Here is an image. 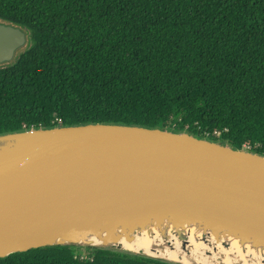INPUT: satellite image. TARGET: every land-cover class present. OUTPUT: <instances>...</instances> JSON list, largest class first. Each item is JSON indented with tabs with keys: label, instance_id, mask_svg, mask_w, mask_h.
Instances as JSON below:
<instances>
[{
	"label": "trees",
	"instance_id": "16d2710c",
	"mask_svg": "<svg viewBox=\"0 0 264 264\" xmlns=\"http://www.w3.org/2000/svg\"><path fill=\"white\" fill-rule=\"evenodd\" d=\"M0 20L29 35L0 64V134L120 122L264 154V0H0ZM80 251L35 248L0 264H173Z\"/></svg>",
	"mask_w": 264,
	"mask_h": 264
},
{
	"label": "water",
	"instance_id": "95a60500",
	"mask_svg": "<svg viewBox=\"0 0 264 264\" xmlns=\"http://www.w3.org/2000/svg\"><path fill=\"white\" fill-rule=\"evenodd\" d=\"M28 37L22 26L0 20V64ZM0 139V258L67 245L184 264L116 244L151 223L162 233L170 225L182 245L180 231L195 226L217 240L264 246L262 153L186 130L120 122L35 127Z\"/></svg>",
	"mask_w": 264,
	"mask_h": 264
},
{
	"label": "bare ground",
	"instance_id": "6f19581e",
	"mask_svg": "<svg viewBox=\"0 0 264 264\" xmlns=\"http://www.w3.org/2000/svg\"><path fill=\"white\" fill-rule=\"evenodd\" d=\"M4 142L0 139V145ZM153 224L144 228L136 225L131 240L121 236L116 244L124 249L143 250L184 264H264V246L240 242L232 236H220L217 240L209 231L204 233L195 226H186L180 231L186 239L182 245L170 225L162 233Z\"/></svg>",
	"mask_w": 264,
	"mask_h": 264
},
{
	"label": "rangeland",
	"instance_id": "374dc122",
	"mask_svg": "<svg viewBox=\"0 0 264 264\" xmlns=\"http://www.w3.org/2000/svg\"><path fill=\"white\" fill-rule=\"evenodd\" d=\"M28 44H29V43H27L23 48H26ZM18 51H19V50H18ZM172 129L174 130L175 128H172ZM90 250H91V249H89V248L81 247V251H80V252H81L82 254H86L87 252H90ZM124 252H127V251H124ZM130 253H131V252H130Z\"/></svg>",
	"mask_w": 264,
	"mask_h": 264
},
{
	"label": "built area",
	"instance_id": "2783aa9c",
	"mask_svg": "<svg viewBox=\"0 0 264 264\" xmlns=\"http://www.w3.org/2000/svg\"><path fill=\"white\" fill-rule=\"evenodd\" d=\"M216 133L219 134V131H216ZM243 149H250V147L249 146H245V147H243ZM89 249H92V248H89Z\"/></svg>",
	"mask_w": 264,
	"mask_h": 264
}]
</instances>
